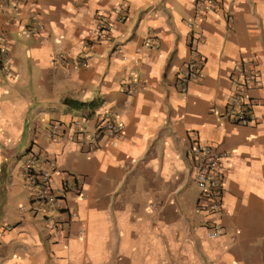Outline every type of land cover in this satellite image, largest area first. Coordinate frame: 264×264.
I'll return each mask as SVG.
<instances>
[{
  "label": "crops",
  "instance_id": "1",
  "mask_svg": "<svg viewBox=\"0 0 264 264\" xmlns=\"http://www.w3.org/2000/svg\"><path fill=\"white\" fill-rule=\"evenodd\" d=\"M189 23L205 61L182 90ZM245 63L260 77L240 123L223 111ZM102 110L123 125L116 144L95 142ZM193 138L227 153L219 237L197 207ZM39 151L59 193L82 183L54 212L60 232L25 175ZM235 262L264 264V0H0V264Z\"/></svg>",
  "mask_w": 264,
  "mask_h": 264
},
{
  "label": "built area",
  "instance_id": "2",
  "mask_svg": "<svg viewBox=\"0 0 264 264\" xmlns=\"http://www.w3.org/2000/svg\"><path fill=\"white\" fill-rule=\"evenodd\" d=\"M206 1L208 0H194V3L200 8L204 6ZM189 25L192 29L188 37L191 58L186 68L179 74V85L182 90H187L189 82L199 76L205 61L199 52L202 37L194 31L192 23H189ZM107 32L109 33V28L104 25L101 34L107 36ZM241 70L242 79L234 81L235 88L225 104L223 116L234 122L247 123L253 120L254 117L255 100L251 94V89L258 82L260 71L250 63L243 64ZM125 89L129 93H135L139 90V86L131 83ZM72 125L82 127L83 118L74 119ZM63 126L66 127V124L54 123L51 126V135L58 136V130ZM122 131V123L116 119L112 112L102 110L97 113L94 136L97 145L102 141L116 144ZM188 157L193 166L194 180L199 190L197 207L206 215V233L210 237L222 236L224 233L223 214L225 212L224 162L227 153L213 144L203 142L202 139L193 138ZM39 160L45 162L46 166L40 167ZM25 164V175L29 179L34 200L39 205L38 208L46 213L48 224L53 226L57 232H60L63 224L54 212L68 209L66 192L78 193L81 190L82 183L74 181L73 177L66 176L63 181L62 192L59 193L53 186L56 160L48 158L42 151L34 152L28 156ZM233 264L241 263L235 262Z\"/></svg>",
  "mask_w": 264,
  "mask_h": 264
},
{
  "label": "trees",
  "instance_id": "3",
  "mask_svg": "<svg viewBox=\"0 0 264 264\" xmlns=\"http://www.w3.org/2000/svg\"><path fill=\"white\" fill-rule=\"evenodd\" d=\"M66 100H67V101H69V102H72V100H71V99H69V98H67Z\"/></svg>",
  "mask_w": 264,
  "mask_h": 264
},
{
  "label": "rangeland",
  "instance_id": "4",
  "mask_svg": "<svg viewBox=\"0 0 264 264\" xmlns=\"http://www.w3.org/2000/svg\"><path fill=\"white\" fill-rule=\"evenodd\" d=\"M31 98H33V96L31 97ZM27 178V177H26ZM27 180L29 181V179L27 178Z\"/></svg>",
  "mask_w": 264,
  "mask_h": 264
}]
</instances>
